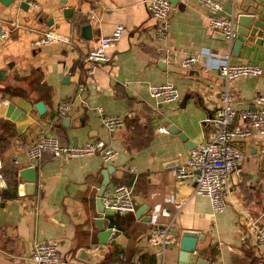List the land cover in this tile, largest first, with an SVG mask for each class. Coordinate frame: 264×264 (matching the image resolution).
I'll use <instances>...</instances> for the list:
<instances>
[{"label":"crops","instance_id":"0c3cea01","mask_svg":"<svg viewBox=\"0 0 264 264\" xmlns=\"http://www.w3.org/2000/svg\"><path fill=\"white\" fill-rule=\"evenodd\" d=\"M37 1V6L24 7L19 0L9 4L0 0V19L18 23L0 41V67L7 73L0 80V165L8 180L6 197L0 200V264H36L31 251L37 239H57L68 264H179V237L185 228L204 235L196 247L208 264H264V242L256 240L250 226L264 208V134L255 131L236 141L246 152L243 170L231 174L227 207L216 211L209 196L193 191L191 177L175 175L192 147L170 130L175 123L194 146L213 134L215 126L206 117L215 111L226 84L216 63L229 51L232 62L253 61L262 67L259 75L230 81L236 105H254V95L264 93V43L255 36L243 43L238 55L232 54L234 39L229 43L209 25L208 9L200 0L172 4L165 39L156 37L157 21L142 0ZM220 1L223 13L249 12L264 18V0ZM65 6L73 7L71 16L64 14ZM87 22L92 24L91 38L81 31ZM118 23L125 28L109 49L111 60L95 62L88 72L90 63L84 60L88 49ZM51 28L67 34L70 41L37 42ZM194 52L200 53L198 61L183 67L181 58ZM161 59L183 70L163 67ZM166 80L178 86L177 101L163 102L150 95L149 83ZM78 83L85 85L82 99L75 97ZM73 96V106L64 115L71 119L67 125L57 106ZM39 99L47 107L44 112L35 106ZM10 101L19 107L15 117L6 114ZM98 106L123 113L125 124L108 129ZM240 123L236 116L232 124ZM45 130L58 134L64 143L101 137L118 154L105 162L96 154L64 159L45 150L33 160L38 164L30 191L20 171L32 164L26 149ZM130 164L136 165L134 171ZM108 165L114 167L110 173L114 185L133 184L136 208L104 215L106 225H115V236L95 250L100 244L95 221L99 190ZM147 203L152 210L145 208L137 216L139 206ZM159 207L171 212L161 213L158 220L169 223L173 235L161 257L149 239L154 222L143 219ZM82 247L94 249V261L78 255Z\"/></svg>","mask_w":264,"mask_h":264},{"label":"built area","instance_id":"2783aa9c","mask_svg":"<svg viewBox=\"0 0 264 264\" xmlns=\"http://www.w3.org/2000/svg\"><path fill=\"white\" fill-rule=\"evenodd\" d=\"M29 4L38 5L37 0H19ZM150 14L156 19L155 35L158 39H165L169 32L170 13L172 9L171 0H142ZM208 9L209 25L216 30L223 32L225 38L231 43L238 34L237 20L235 13H223V5L220 0H200ZM18 23L4 22L0 19V41L7 38L12 27ZM125 28L123 23H118L112 31L98 37L96 43L91 46L84 56V60L89 62L88 72L94 69V63L98 61L111 60L109 49L116 44ZM70 41L67 34L60 33L55 29H46L43 36L37 42ZM198 52L184 55L181 58V65L189 67L194 65L200 55ZM230 51L226 53V58L216 63L220 73L226 80L225 87L220 90L219 104L215 111L206 117V121L215 126L213 134L208 138H203L189 150L186 162L179 164L175 169L178 178L189 176L194 181L193 191L209 196L214 210L221 211L227 207L228 186L231 174L241 173L243 170V160L246 152L237 144V140L251 134L259 132L264 134V93L258 92L254 95L252 103L255 108L238 107L235 103L234 87L230 81L244 75H259L262 67L253 61L232 62L229 59ZM85 85L77 84L75 97L82 99V92ZM150 95L159 98L163 102L177 101L180 97L178 86L169 80L152 82L148 84ZM73 98H68L59 102L57 111L60 116L67 114L74 103ZM102 123L110 130L122 127L125 124L123 113H109L103 106H98ZM239 116L240 124H232L235 117ZM166 130V126L160 127ZM48 150L55 157L64 159L92 155H99L103 161L109 162L118 149L109 144L101 137L88 140L84 143H64L58 134L45 130L29 144L26 149L30 163L39 158L42 153ZM130 170H135L136 165L130 164ZM6 176L0 165V200L3 198V189L6 186ZM102 202L108 207L118 212L134 211L136 208L133 184L118 182L112 189L102 194ZM172 200L178 201L175 196ZM179 202V201H178ZM170 214L171 212L159 207L157 212L152 213L151 220L154 224L150 230L149 239L156 246L157 252L163 253L167 244L173 240L169 223H161L159 215ZM264 217V208L250 220V226L255 231L256 240L264 242V225L261 218ZM116 230L115 225L112 226ZM31 258L36 264H68L69 258L59 250L57 239H37L34 241L31 251ZM211 264H225L212 262Z\"/></svg>","mask_w":264,"mask_h":264},{"label":"water","instance_id":"95a60500","mask_svg":"<svg viewBox=\"0 0 264 264\" xmlns=\"http://www.w3.org/2000/svg\"><path fill=\"white\" fill-rule=\"evenodd\" d=\"M5 4H9L12 0H1ZM172 4H176L177 0H171ZM21 6L27 7L28 3L26 1L21 2ZM64 14L67 16H71L73 14V7L72 6H65ZM237 20V29L238 34L234 38L233 45H231V52L234 55H238L239 51L243 45V43L247 40H253L255 36H257L256 41L263 42L264 43V18L256 17L255 14L249 13V12H241L236 15ZM48 23H52V19L48 21ZM81 31L83 36L86 38H91L92 33V24L90 22H87L81 26ZM221 32V31H220ZM223 37L225 35L223 32H221ZM160 64H162L163 67H168L169 69L173 70H183L179 66L173 64V63H167L165 59H161ZM6 68L0 67V80L4 79L6 77ZM35 106L38 109L39 112H44L47 107L45 105L44 100L39 99L35 102ZM250 108H255V105L249 104L247 105ZM246 106V107H247ZM19 111V107L15 105L13 101L8 102L7 105V111L6 114L15 117L17 112ZM64 122L68 125L70 119V116H64L63 117ZM170 130H173L177 133H179V136L186 141V144L188 147H193L194 145H191V139H189L187 133L185 131L179 130L177 125L175 123H171ZM38 164V161H35L33 164L29 166H25L21 169V175L26 178V180L29 182V190L31 191L33 188L34 181L36 180V165ZM114 167L113 165H108L105 170H103L104 179H103V185L99 190V199L97 204V210L99 212V215L95 218L96 224L99 227V242L100 244L97 246L95 250L100 249L103 247V244H105L109 239H113L115 236V230L113 229L112 225H106V219L105 214H112L114 213V209L106 207L102 202V194L105 191L107 187L110 189L113 188L114 183L110 179V173L113 171ZM151 209V204H142L139 206L136 214L137 216H140V213L144 209ZM152 212V211H151ZM152 213H148L143 219L145 220H151ZM203 234H200L195 229H182L179 237V264H208V259L201 256L200 253L197 250L196 243L198 240V237H203ZM78 255L82 258H85L89 260L90 262L95 260L94 256V249H87V248H80L78 251ZM161 257V253L159 254Z\"/></svg>","mask_w":264,"mask_h":264},{"label":"trees","instance_id":"16d2710c","mask_svg":"<svg viewBox=\"0 0 264 264\" xmlns=\"http://www.w3.org/2000/svg\"><path fill=\"white\" fill-rule=\"evenodd\" d=\"M6 181H7V182H6V187H5V188L8 187V180H7V178H6ZM3 191H4V189H3ZM2 194H3V197H4V196L6 197V194H5L4 192H3Z\"/></svg>","mask_w":264,"mask_h":264}]
</instances>
